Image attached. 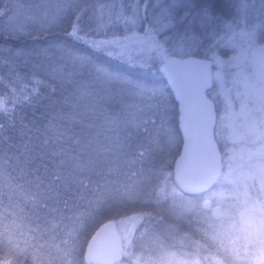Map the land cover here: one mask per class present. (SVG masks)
<instances>
[{"label": "trees", "instance_id": "obj_1", "mask_svg": "<svg viewBox=\"0 0 264 264\" xmlns=\"http://www.w3.org/2000/svg\"><path fill=\"white\" fill-rule=\"evenodd\" d=\"M115 2L122 4V0ZM162 2L187 5L191 17H196L209 4L214 15L231 16L237 0ZM250 6L260 12L264 0H251ZM151 10L154 4L150 14ZM0 11L4 13L0 16V94L8 97L14 90L19 104L14 114L0 115V264H83L84 247L94 229L104 220H115L116 200L120 216L142 217L132 240L138 253L141 241L147 239L151 248L158 246L199 262V246L211 219L197 197L176 192L168 158L152 151L153 144H166V135L158 137L157 128L139 115L138 123L130 125L120 102L104 101L101 87L105 84L92 67L76 59L84 55L97 67H108L106 53L93 56L83 46L67 42L68 26L76 17L98 31L130 34L132 26L126 21L131 13L125 12V18L116 22L109 17L105 0H0ZM10 19L22 27L19 36L9 34ZM231 23L227 19L213 27V31L220 29L225 41L217 49L219 56H228L227 42L239 32L248 42L264 44L259 29L245 30L241 24L229 30ZM253 23H260L258 13ZM117 65L112 63L110 70L124 67ZM124 70L132 79L142 75ZM151 76L162 80L155 70ZM33 87L38 92L31 95L38 98L27 101L21 92L29 95L26 90ZM166 94L171 104L166 132L176 139L175 102ZM137 150L144 151L141 164ZM139 179L141 192L133 185ZM208 258L204 255L205 261Z\"/></svg>", "mask_w": 264, "mask_h": 264}, {"label": "rangeland", "instance_id": "obj_2", "mask_svg": "<svg viewBox=\"0 0 264 264\" xmlns=\"http://www.w3.org/2000/svg\"><path fill=\"white\" fill-rule=\"evenodd\" d=\"M239 33L228 43L231 48L228 56L221 57L218 51L216 52L223 63L212 67L213 85L207 91V95L216 105L214 135L218 145L223 148V151L220 149L221 174L208 191L199 195H184L197 197L200 207L205 199L211 202V206H219L221 222H226L245 240H252L256 235L264 234V44L258 45L254 40L248 42L245 34L239 35ZM105 56L107 57V54ZM151 79L160 81L155 76H151ZM161 79L163 80L162 77ZM156 86L161 90L165 87L161 83ZM106 88L107 86L102 84L104 101H113L116 104L120 102L130 118V125L138 123L136 117L139 115V118L145 119L157 128L155 134L158 137H162L159 133L166 135V144L159 146L156 141L158 146L153 144L152 151L168 158L167 163L171 166L169 174L172 177V166L179 153L181 138L179 134V137L172 139L166 132L171 104L167 103L164 108L155 110L157 102L152 100L150 103L153 111L149 112L138 99L117 96L111 89L106 91ZM164 99L168 100L166 92ZM175 115L177 126V111ZM136 155L140 158L138 162L141 164L145 159L144 151L137 150ZM113 158L116 159V156ZM158 158L162 159L161 156ZM128 162L130 164V160ZM142 184V179L137 183L133 182L136 191L140 192ZM176 192L181 193L177 188ZM116 203L113 209L115 220L112 221L115 223L121 246V259L108 264H188L189 260L168 253L158 246L151 248L152 245L147 239L145 242L141 241L139 251H142L138 253L137 243L133 245L132 240L134 231L139 225L137 220L141 222L142 217L120 216ZM205 212L212 219L210 210ZM253 253V257L257 258L259 249L254 248ZM260 263L264 264V261Z\"/></svg>", "mask_w": 264, "mask_h": 264}, {"label": "snow or ice", "instance_id": "obj_3", "mask_svg": "<svg viewBox=\"0 0 264 264\" xmlns=\"http://www.w3.org/2000/svg\"><path fill=\"white\" fill-rule=\"evenodd\" d=\"M250 3L251 0H237L231 16L214 15L211 10L213 6L209 4L200 8L198 16L191 17L187 5L184 4L177 6L162 0H122V4L118 6L115 0L111 4L105 0L109 17H115L116 22L125 18V12L131 13L126 21V24L132 26L128 29L130 34L123 31L118 33L111 29L107 33L98 31L85 20L76 17L68 26L67 42L73 46H83V49L90 51L93 56L106 53L108 67H97L84 55L76 59L92 67L95 75L107 86L106 91L111 89L117 96L138 99L140 104L152 112L150 101L157 102L155 110L164 108L168 103L164 99V92L169 95L174 92L179 104L184 100L189 80L197 79L206 84L210 64L205 61H210L213 68L223 63L216 52L225 41L220 37V29L216 27L213 31V27L231 19L229 30H233V25L239 28L243 24L245 30L251 28L254 32L259 29L264 33V10L257 12ZM150 4H154L151 14ZM181 12L186 14L182 16ZM256 13L259 14L258 24L253 23ZM3 14L0 11V16ZM250 16L253 19H250ZM137 26L139 31L132 30ZM21 30L22 27L15 25L10 19L9 34L19 36ZM243 34L245 33H239ZM193 56L202 57V60L191 59ZM112 63H123L124 67L110 70ZM124 69L134 70L142 75L132 79L129 78L131 73ZM153 70L162 78L166 77L162 81L164 90L156 86L160 81L151 79ZM34 83L38 84L39 81ZM26 91L29 95L25 92H21V95L25 96L27 101L38 98L31 95L38 92L36 87ZM10 93L11 96L8 97L0 94V115L10 116L19 107L16 92L10 89ZM2 131L3 125L0 124V132Z\"/></svg>", "mask_w": 264, "mask_h": 264}, {"label": "water", "instance_id": "obj_4", "mask_svg": "<svg viewBox=\"0 0 264 264\" xmlns=\"http://www.w3.org/2000/svg\"><path fill=\"white\" fill-rule=\"evenodd\" d=\"M191 59L202 60L193 56ZM210 64L207 83L191 79L186 84L184 100L178 104L172 93L177 111V129L181 138L179 153L172 166V182L186 195H199L208 191L222 171V158L214 135L215 104L207 95L213 85ZM166 79V77H163ZM201 208L210 210L211 218L221 217L220 207L211 206L207 199ZM121 246L114 221L101 223L90 235L83 251L84 264H108L121 259Z\"/></svg>", "mask_w": 264, "mask_h": 264}, {"label": "clouds", "instance_id": "obj_5", "mask_svg": "<svg viewBox=\"0 0 264 264\" xmlns=\"http://www.w3.org/2000/svg\"><path fill=\"white\" fill-rule=\"evenodd\" d=\"M221 221L222 217L218 215L207 222L208 235L199 246V264H260L264 261V234L245 240L230 225ZM254 248L259 249L257 258L252 256ZM204 255L209 257L207 261ZM188 264H197L195 257Z\"/></svg>", "mask_w": 264, "mask_h": 264}]
</instances>
